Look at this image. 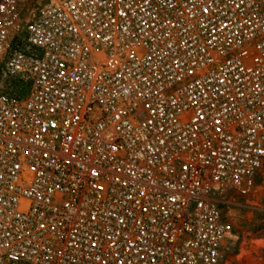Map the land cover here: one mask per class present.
Here are the masks:
<instances>
[{"label":"built area","instance_id":"1","mask_svg":"<svg viewBox=\"0 0 264 264\" xmlns=\"http://www.w3.org/2000/svg\"><path fill=\"white\" fill-rule=\"evenodd\" d=\"M263 165L264 0H0V264H218Z\"/></svg>","mask_w":264,"mask_h":264},{"label":"rangeland","instance_id":"2","mask_svg":"<svg viewBox=\"0 0 264 264\" xmlns=\"http://www.w3.org/2000/svg\"><path fill=\"white\" fill-rule=\"evenodd\" d=\"M27 6L25 20L32 8L31 3ZM221 199L236 237L225 246L218 264H264V165L248 192L229 191Z\"/></svg>","mask_w":264,"mask_h":264}]
</instances>
